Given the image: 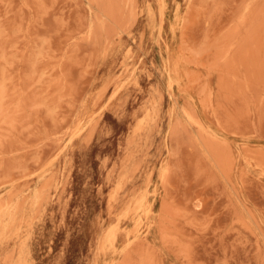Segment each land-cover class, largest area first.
Listing matches in <instances>:
<instances>
[{
  "label": "rangeland",
  "instance_id": "rangeland-1",
  "mask_svg": "<svg viewBox=\"0 0 264 264\" xmlns=\"http://www.w3.org/2000/svg\"><path fill=\"white\" fill-rule=\"evenodd\" d=\"M0 264H264V0H0Z\"/></svg>",
  "mask_w": 264,
  "mask_h": 264
},
{
  "label": "bare ground",
  "instance_id": "bare-ground-1",
  "mask_svg": "<svg viewBox=\"0 0 264 264\" xmlns=\"http://www.w3.org/2000/svg\"><path fill=\"white\" fill-rule=\"evenodd\" d=\"M162 4H163V1H162ZM147 112H148V111H147ZM142 119H143V118H142ZM143 120H144V119H143ZM143 120H142V121H143ZM104 246H106V243H105V245H104ZM103 248H104V247H103ZM103 248H102V249H103Z\"/></svg>",
  "mask_w": 264,
  "mask_h": 264
}]
</instances>
